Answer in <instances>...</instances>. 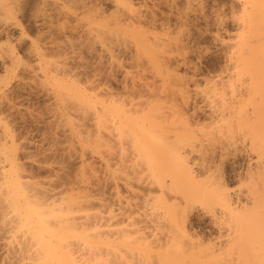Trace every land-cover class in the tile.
Wrapping results in <instances>:
<instances>
[{
  "label": "rangeland",
  "instance_id": "1",
  "mask_svg": "<svg viewBox=\"0 0 264 264\" xmlns=\"http://www.w3.org/2000/svg\"><path fill=\"white\" fill-rule=\"evenodd\" d=\"M78 2L79 0H0V48L4 51L10 49V53L13 52L14 55L12 63L0 57V95L4 97L3 102L0 100V120L10 133L9 139L7 138L5 142L6 152L8 154L16 152L13 154L15 156L13 159H16V164L23 168L28 180L39 183L42 181L46 185H51V188L61 185L67 187L70 183L73 186L74 182L79 183L76 180L86 182L85 180L88 179V182H91L93 179L90 196L89 194L86 196L88 199L90 197V201L92 199L94 210L91 209L92 207L89 210L93 211L85 209L88 210L87 215L119 214L117 220H112L109 227L104 223L98 224L97 230L100 231L95 232L96 226L91 225L93 226L91 228L87 226L86 230L82 228L85 234L77 231V236H73H76L77 241L72 237L71 241L74 243L71 242L72 245L81 246V249L78 246V250L82 252L85 250L82 253L77 250V246H74L78 251L75 257L79 253H81L80 258H83L84 253L85 256L87 254V259L84 256V260L81 261L89 260L91 264L93 261L94 264L97 262L102 264L100 262L103 261V264H107L108 261V264L132 262L150 264L161 257L164 260L170 259L165 264L169 262L170 264H220L221 241H219L218 228L214 225V217L216 214L218 217L220 211L216 203V194L211 185L207 183L204 187L203 183L197 187L204 193L203 198H196L198 195L191 198L189 195L191 185L184 170L189 171V168H192L196 174L201 172L199 180H203L202 172L205 171V167L213 169L215 177L218 178L217 170L221 171L224 166L232 177L236 172L242 173L249 159L254 158L255 154L250 148L252 145H248L250 142L246 140L248 138L244 139L246 142L242 144L244 138L242 136L245 134L248 136L250 130H247V127L242 128L238 121L239 115L247 114L252 117L253 106L249 103L252 99L248 98L247 90L249 80L246 76L237 75L235 71L230 70L233 61L229 47L237 43L241 33L252 39L255 32H250L248 29L243 32L238 27L237 18L241 16L240 6L237 3L233 5L230 0H205V3L202 2L203 5H200L204 7L202 12L197 3H193L190 10L185 0H177L175 10L172 9V16L170 6L163 5L157 0H148V8H151L152 4H159L153 8L158 16V26L163 21L165 24L163 28H169V33L165 30L166 34L159 30L160 27L156 31V34L159 33L157 36L160 37H157L158 42L162 40L160 44L157 43L162 45L165 53L161 49L162 51L156 52L157 54L136 55L130 50L134 43L128 37L127 39L119 37L122 40L117 39L119 45L116 41L110 43L116 40L113 38V41L109 42L111 46L108 43L110 46L108 48L112 49L113 46V51H100L98 50L101 49L100 46L93 40L91 23L80 16ZM103 8L108 13L112 10L110 6ZM142 10L146 9L142 8ZM219 11L222 14L218 13ZM217 15H222L221 20L226 21H223L224 23L218 21ZM123 39L126 42L123 43ZM153 40L151 38L150 42ZM111 51L113 55H110ZM87 86H93V89L86 90ZM60 87L76 90V93L83 96L86 94L87 101L90 100V103L92 101L93 105L99 106V103H102L106 107L105 105L108 106L109 103H115L110 106L116 108L122 104L124 109L136 111L137 113L133 112V114L139 121V125L137 124L139 127L142 119L148 116L149 123L148 120L145 122L146 120L143 119L145 124L142 127L146 126L147 130L159 128L157 133H160L161 139L164 137L162 139L164 142L162 140L160 141L162 143L154 142L150 138L140 136L137 140L141 145L150 148V152L160 163L158 165L172 175L173 179L170 177L165 179L166 188L158 187L156 180L152 178L153 175L150 174V165L148 167V163L143 161L139 148L134 146L130 138L119 136L116 138L114 135L115 138H110V142L101 141L104 145L109 143L104 147L93 133L92 137L88 134H80V137L78 131L72 127L74 125L72 123H77L78 119L72 118L68 114L69 112L71 114V110L68 112L67 109H63L66 105L62 106L64 103L60 102ZM227 118L228 120L225 121ZM137 120L135 119V122ZM162 130L166 131L168 137ZM92 134L90 133V136ZM90 138L95 139L96 144ZM84 139L90 141V146L89 141L85 140V143ZM229 139L235 144H229L232 146L228 148V153L222 152L221 147L226 142L229 143ZM97 141L100 147L97 146ZM92 142L95 145H92ZM55 172L56 174H53ZM80 172L81 174L83 172L85 179H82L84 176ZM87 175L92 178L89 179ZM64 179H68L67 183ZM233 179L236 183L231 185V190L244 185L237 177ZM50 180H55L57 183L52 181V184ZM62 180L67 185L63 184ZM76 186L71 187L72 190ZM77 192H73L71 196L69 194L68 196L72 198L65 201L71 203L77 196L84 195L82 192L83 195L81 193L74 195ZM80 198L76 200H81V203L83 197ZM163 200L166 202L165 205L169 206L167 207L169 210L176 206L174 212L167 210L172 215L162 211L165 207ZM75 201L71 203L74 207L79 204L76 205L78 201L76 203ZM85 212L82 210L75 215L82 217ZM70 214L69 217L74 216L73 213L72 216ZM72 222L75 223L76 220ZM91 229L95 230V233ZM105 230L108 232L106 233ZM78 234L84 235L82 236L84 239L90 238L93 242L102 239V242L100 240L99 242L103 246L100 247L101 244L98 243L100 246L98 245L96 249L91 248L92 241L88 238L82 241L88 240L90 244L87 242L83 245V242L79 241L82 237L81 235L78 237ZM1 245L0 241L2 257ZM141 252L149 256L147 255L145 259ZM91 257L93 260L90 259ZM2 263L1 258L0 264Z\"/></svg>",
  "mask_w": 264,
  "mask_h": 264
},
{
  "label": "bare ground",
  "instance_id": "2",
  "mask_svg": "<svg viewBox=\"0 0 264 264\" xmlns=\"http://www.w3.org/2000/svg\"><path fill=\"white\" fill-rule=\"evenodd\" d=\"M157 1L163 5L170 6V10H171L170 13L172 16V11H173L172 9H174L177 0H157ZM204 1L203 0H185V3H186V5H189V9L193 7L192 6L193 3L199 4V7L198 6L197 7L200 8L201 7L200 5H203L202 2H204ZM16 2H18V1H16ZM230 2L233 5H235L237 3L240 6L239 10L241 12L240 13L241 16L237 18V23L239 25V26L238 25L237 26L243 32L246 29H248L250 32H253V31L255 32V34L252 35V39H251V37H249V36L246 37L243 35V33H241V36H238L237 43L234 46L231 45L232 47H229V51L231 49V56H232L231 60L233 61L232 66H231L232 68L230 70L235 71V73L237 75L246 76L249 80V86H248L247 90L249 91L248 92V95H249L248 98L252 99L249 102L253 106L252 117L248 116L247 114L246 115H239L240 117H238V121H239V125L242 128L247 127V130L248 129L250 130L248 132V136H247V134H245L247 137L245 135L242 136V137H244L242 144H243V142H246V140H248V142H250V144L248 142L247 143L250 146L252 145L251 147L250 146L249 147L252 149L255 156H254V158L249 159V162L246 164V167L244 168V171L242 173L236 172L235 176L233 175L232 177L229 175L227 167H224V166H223V169L221 171L217 170L219 172L218 178L215 177V175H214L215 171L213 172L212 171L213 169L211 170L210 167L209 168L205 167L206 168L205 171L203 169V171H204V172H202V174L204 175L203 180H199L201 178V176H199V174L201 175V172L199 174H196L195 171H192V168L191 169L189 168V171L185 169L184 173H186V176L189 179V183L191 185L189 188L190 189L189 190L190 197L191 196L195 197V195L196 196L198 195V197H196V198H199V197L201 199L203 198L202 196L204 193L200 192L201 189L198 190V188H197V187L201 186V184H203V183H204L203 184L204 187L206 186L207 183H208V185H211L214 193L216 194V197H217L216 203L219 206L220 211H219V216L217 217V214H216L215 215L216 217H214V219H215L214 225H216L218 228V231H219L218 236L220 239L219 241H221L219 243L220 244V257H219L220 264H264V0H230ZM78 3H79L78 7L80 9V12H79L80 16H82L84 19L89 21L93 27V30H92L93 33L92 34H93L94 43L97 44L98 46H100V48H101L98 50H100V51L104 50L106 52H109L110 50L113 51V46H112V49L108 48L111 46L110 43H114L115 41L118 43L119 41H117V39L120 40L121 37L122 38L128 37L132 40V42L134 43V45H133L134 47L131 46L130 47L131 49L130 48L129 49L132 52H134V54L136 53V55L137 54H139L140 56L141 55L144 56L146 54L150 55L152 53L155 54L156 52L163 50L162 45H159L162 40L159 39L160 43L158 42V38H160V37H158L159 33H157L158 34V36H157L156 31H158L157 28L160 27L162 30L160 28H159V30L166 34L165 30L168 32L169 28H163L165 25L163 23V21H161L160 25L158 26V24H159L158 19H157L158 16H156L155 10H153V8H155L156 5H159L158 3L155 5L152 4L153 6L151 5L152 6L151 8H148V6H147L148 0H79ZM231 3H230V5H231ZM19 4H21V3H19ZM23 4H24V2H23ZM16 5H18V4H16ZM104 6H110L112 8L111 12H109V13L105 12V9L103 8ZM239 6H237V7H239ZM157 7L159 8V6H157ZM230 7H232V6H230ZM4 8L6 9L7 7L5 6ZM142 8H145L146 10L143 11ZM203 8L202 7L200 8L201 12L203 11ZM177 9H178V7H177ZM230 9H233V8H230ZM6 11L7 10H5V12ZM7 12H9V11H7ZM220 12L221 11H219L218 13H220ZM182 14H184V13H182ZM220 14H222V12ZM0 15H1V13H0ZM177 15L179 16V13H177ZM202 15H203V13H202ZM234 15H235V13H234ZM188 16H190V15H188ZM221 16L220 15L218 16V21H220V22L222 21ZM183 17H181V18L183 19ZM184 18H186V16ZM190 18H189V23L191 20ZM6 20H8V19L6 18ZM215 20H217L216 17H215ZM178 21H179V19H178ZM184 21H186V20H184ZM223 21H222V23H224L226 20L224 22ZM235 22H236V17H235ZM225 24H227V23H225ZM149 36H152L151 37L152 40L156 39V40H153V42L155 41L154 43L150 42L151 38H149ZM253 36H254V38H253ZM119 37H120V39H119ZM113 38H116V40L114 39V41H113L112 40ZM110 41H113V42H110ZM120 41H122V40H120ZM124 41L125 40L123 39V43H124ZM108 43L110 46L108 45ZM130 44H131V42H130ZM118 45H119V43H118ZM4 49L6 50L7 47H5ZM124 49H126V47H124ZM2 50L3 49L0 50V57L3 59L5 58L6 61L12 63V61L14 60V55H12L13 52L10 53V51H9L10 49H8L6 51H4V50L2 51ZM131 51H128V52L132 53ZM123 52H126V51H123ZM163 52H164V50H163ZM35 54L37 55V53H35ZM107 54H110V53H107ZM110 55H113V52ZM228 68H230V67H228ZM88 86L86 87L87 89L86 88H84V89L89 90L90 88L93 87V86L92 87L91 86L88 87ZM60 88H61V91L59 90L60 91L59 93H61V95H60L61 99L60 98H58V99H60V102L62 101L64 103V104H62V106L66 105L65 108H63V107L62 108L65 110L67 109L68 112H69V110H71V114H70V112L68 113L67 111H62V112H67L69 115H71L72 118L78 119V120H76L77 123L76 122L72 123V125L74 124L72 127L78 131L77 133L79 135L80 134H88L89 137H92L94 134L95 135L94 137L104 147H105V145L107 146V144H109V143L104 145L103 143H101V141L102 142H110L111 141L110 138H115V137L117 138L118 136L120 138L124 137L125 139L130 138L132 140V143L134 144V146L139 148V151L143 157V161L144 162L146 161L145 162L146 164L148 163V167L150 165V167H149V170H151L150 174H151V176L153 175L152 178L156 180L158 187L160 189L166 188L167 183H166L165 179L169 178V177L171 179H173L172 175L169 174V172L165 168H163L161 165H158L160 163H158L159 161H157L155 159V157L153 156V153L150 152L151 151L150 148H148L147 146L141 145L140 141H138L139 136L150 138L154 142H160L164 138L162 135L163 138L161 139V137L159 135L160 133L159 134L157 133L160 130L159 128H158V130L156 128H155L156 130L155 129L151 130L150 128H148L150 130H147L146 126H144L145 128L142 127V125L145 124V122H147V120L149 123L150 118H148V116L147 117L145 116L146 118H143L146 120L145 122L141 118L142 119V121L140 120L141 121L140 122L141 127H139V126H137L139 121L134 116L137 112L135 111L136 112L135 113L133 111L135 113V114H133V112L131 110L124 109V106L122 104H120L116 108L112 107V105H114L115 103H109L108 106L105 105L106 107H104V105L102 103L101 104L99 103V106L94 104L95 105L94 106L92 101H91L92 104L89 102L90 100L87 101L88 99H86V97H85L86 94L84 96L80 95L79 93H76L77 92L76 90L75 91L70 90V88H68V87L67 88L69 90L62 88V87H60ZM92 89H90V91ZM2 97H3V95L2 96L0 95L1 102H3V100H4V97L3 98ZM87 98H89V97H87ZM257 98L260 99V101ZM255 99H257L256 103L254 102ZM110 104H112V105L110 106ZM100 105H102V107H100ZM60 114H61V112H60ZM132 114H133V116H132ZM69 115H67V117H69ZM228 118L225 121H227ZM135 119L138 122L137 121L135 122ZM142 122H144V123H142ZM1 123L2 122L0 120V241L2 244L1 247H2V252H3V254H2L3 256L2 257L0 256V259L2 258V262H3L2 264H88L89 260L81 261V260H84L83 258L85 256V253H84L83 258L82 257L80 258L81 253H79V255H77L79 258L77 256L75 257L76 251L79 249V247L81 249V246L78 245L79 246L78 247L77 245H72V243H73L71 241L72 237L74 235H76V233H78V232H83L85 234L84 229L86 230L87 228H85V227H87V226L90 228L93 227L91 225L96 226V231L94 230L95 232L100 231V230H97L98 224L104 223L106 225V227H109V225H111V222H113L114 219L117 220V218H118L117 216L119 214L117 215V214L109 213L107 215H101V214H95L94 213V215H90V216L87 215V213H88L87 211L89 210V208L92 207L93 202L91 203L92 199L90 201V197L88 199V196H86V194L88 195L90 193V191L92 190L91 182L93 181V179L91 182H88V179L85 180L86 182H83V180L82 181L76 180L79 183L74 182L75 185H77V186H76V188L74 187L73 190L75 189L76 192L80 190V192L74 193V195L76 194V196H77L78 193H81V192L84 193V195L81 193V195H83V196H77L78 198L83 197L81 203H80L81 200L80 201L76 200L78 198L76 196H74V198L76 197L75 200L78 201L76 203V201L74 200L76 205L79 203L75 207L72 206V204H71L72 202H74L72 199H71L72 200L71 203L68 201L70 203V205H67V206L65 205L66 203L69 204L65 200L72 198L70 196H71V194L73 195V192H75L71 188L75 185L72 186L70 183V180H69V183L71 186L69 185L70 188H67L69 186H67V187L65 186L67 189L65 187H63L64 185H61L62 183L65 184L63 182V180H62V183L59 184V186L61 185V187L57 186L54 188L53 187L51 188L50 187L51 185L49 186L48 184L46 185V184L42 183V181H41V183H39V182H35V181L32 182L31 180H28L26 175H24L25 172H24L23 168H21L19 165L16 164V162H15L16 159L15 160L13 159V157L15 158V156H13V154L16 152H13L10 154H8L6 152L7 146H6L5 142H6L7 138L9 139L10 133L7 131L8 129L5 128L6 125L3 123H2L3 124L2 125ZM169 129L170 128H168V130ZM91 130L94 132H91ZM228 130H231V129H228ZM162 131H160V132H162ZM164 132L166 133V131H163V134H165ZM90 133L91 134L93 133V134L90 136ZM172 133H173V131H172ZM72 134H73V132H72ZM78 134H76V135H78ZM88 135H86V137ZM114 135H116V136L114 137ZM166 136L168 137L167 133H166ZM166 136H165V138H166ZM80 137H81V135H80ZM82 137H83V135H82ZM84 137H85V135H84ZM242 137H241V140H242ZM246 138H248V139H246ZM88 139L87 140L84 139V141L86 140L88 142L89 141ZM92 139L90 138V140H92ZM233 139H234V137H233ZM244 139H246V140L244 141ZM93 140H94V143L96 144V140L95 139H93ZM165 140H167V139H165ZM236 140H237V138H236ZM86 141H85V143H86ZM98 141H97V144H98ZM190 141H192V140H189V142ZM165 142H167V141H165ZM11 143H12V140H11ZM89 143H90V141L88 142V145L90 146ZM94 143L92 142V145ZM160 143H162V142H160ZM229 144L234 145L235 142L231 143V140L229 139V143L226 142V144H224L222 146L223 148L221 147L222 152H224V151L226 152L227 150L229 151L228 148L232 146ZM97 146L100 147L101 145L99 146V144H98ZM92 147H94V146H92ZM92 147H91V149H92ZM190 147L193 148L194 146H190ZM87 150L89 151V149H87ZM236 150L237 149H235V151ZM228 151L226 153H228ZM245 152H246V150H245ZM82 153H83V151H82ZM83 155H84V153H83ZM80 156H82V155H80ZM136 156H138V155H136ZM81 159H82V157H81ZM74 160H75V158H74ZM56 166H59V165H56ZM207 166H209V165H207ZM242 168L243 167H241V169ZM65 169H64V171H65ZM81 171H83V170H81ZM233 171H234V169H233ZM56 172L53 174H56ZM60 172H62V171L60 170ZM80 174H81V172H80ZM84 174H86V172ZM81 175H83V172ZM88 175H87V177L90 179L91 176L89 177ZM66 176L67 175H65V177ZM76 176H78V175H76ZM83 176H84V178H82V179H85V175H83ZM236 177L238 178L240 183L242 181L244 183V185L239 186V188H237V189L231 190V185L233 183H236L235 179H233V178H236ZM76 179H78V178H76ZM52 181L57 183V181H55V180H52ZM52 181H51V183H52ZM66 181H68V179H66L65 182ZM73 181H74V179H73ZM59 183H60V181H59ZM54 185H56V184H54ZM65 185H67V184H65ZM68 192H69L70 196H68L69 194H66ZM200 193H201V195H200ZM89 196H90V194H89ZM164 200H166V199H164ZM164 200H163V202H164L163 205L165 206L164 207L165 210L162 207H160V208L163 209L162 211L167 212V210H169L167 207H169V206L165 205L166 202ZM63 202H65V203H63ZM156 204H157V202H156ZM157 206H158V204H157ZM171 206H172V204H171ZM173 206H175V205H173ZM174 208H176V206ZM174 208L171 207L170 210H172L174 212V210H173ZM85 209H88V210L86 211ZM91 209H93V207ZM82 210H84V212L86 211L85 212L86 214L84 216L82 215V217L81 216L76 217L75 213L81 212ZM93 210H91V211H93ZM157 210H158V207H157ZM160 211H161V209H160ZM169 211L166 214H168ZM213 212H215V211L213 210ZM72 213L74 214L75 217L72 216L73 215ZM69 214L72 217H69ZM162 214H163V212H162ZM168 215H172L171 212ZM75 220H76V222L77 221L78 222L73 223L72 221H75ZM82 228H84V229H82ZM98 228H99V226H98ZM80 229H82V231H79ZM94 231L92 230V232H94ZM105 232H106V230H105ZM105 232H102V233H105ZM109 234L108 235L105 234V236L106 235L109 236ZM80 235H81V237L82 236L84 237V235H82V234H80ZM80 235L78 234V237H80ZM99 235H101V234H99ZM75 237H73L74 241L76 240ZM83 237L79 241L83 242L82 239L86 240L88 238L87 237L84 239ZM96 237H98V236L96 235ZM88 239L90 240V238H88ZM99 240H100V242H102L101 241L102 239H99ZM99 240L97 241V239H96L97 243L90 240V241H92L91 248L96 249L97 246L99 245L98 243H100ZM103 241H105V240H103ZM87 242L89 243L88 240H87ZM87 242L84 241L83 245H84V243H87ZM93 243H96V245L95 244L92 245ZM165 243H168V242H165ZM76 244H77V242H76ZM89 244H88V247L90 248ZM100 244H101V246L100 245L99 246L102 247L103 246L102 243H100ZM163 244H164V242H163ZM74 246H77V250L74 249ZM143 246H146V245H143ZM164 246H166V245H164ZM101 249L103 250V248H101ZM127 249H130V248H127ZM147 250H148V247H147ZM78 251L82 252L81 250H78ZM95 251H97V250H95ZM130 251H132V249H130ZM83 252H85V250H83ZM144 252H145V250H144ZM144 252H141V253H142V255L144 254V257L146 259L148 254L145 255ZM147 252H149V251H147ZM175 252H177V251L175 250ZM93 253H94V250H93ZM138 253H139V251H138ZM174 254H176V253H174ZM94 255H95V253H94ZM88 256L90 257V255H88ZM85 257H86L85 259H87V254ZM13 259H14V261H12ZM90 259H92V257ZM141 259H144V258H141ZM156 259H158L157 256H156ZM107 261L105 263H107ZM166 261L168 262V261H170V259L164 260V258L161 259V257H160V259H158L157 261L154 260L153 263L151 262L150 264H165ZM90 262H92V261H90ZM103 262H100V263L103 264ZM138 262H139V260H138ZM108 263H109V261H108ZM89 264H91V263H89ZM93 264H94V261H93ZM129 264H135V263L132 262ZM143 264H145V262ZM169 264H170V262H169Z\"/></svg>",
  "mask_w": 264,
  "mask_h": 264
}]
</instances>
